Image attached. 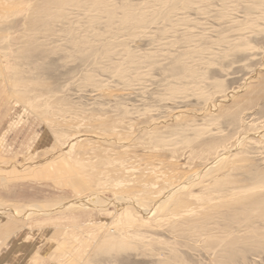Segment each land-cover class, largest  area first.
I'll list each match as a JSON object with an SVG mask.
<instances>
[{
    "label": "rangeland",
    "instance_id": "1",
    "mask_svg": "<svg viewBox=\"0 0 264 264\" xmlns=\"http://www.w3.org/2000/svg\"><path fill=\"white\" fill-rule=\"evenodd\" d=\"M0 210L78 227L33 264H264V0H0Z\"/></svg>",
    "mask_w": 264,
    "mask_h": 264
},
{
    "label": "crops",
    "instance_id": "2",
    "mask_svg": "<svg viewBox=\"0 0 264 264\" xmlns=\"http://www.w3.org/2000/svg\"><path fill=\"white\" fill-rule=\"evenodd\" d=\"M12 198H19V194L14 190ZM23 198L38 202L39 198L47 197L24 195ZM2 215H0V264H33L39 248L44 246L53 232L47 219L44 222L35 219L19 220L10 215ZM3 246L5 247L2 248Z\"/></svg>",
    "mask_w": 264,
    "mask_h": 264
},
{
    "label": "bare ground",
    "instance_id": "3",
    "mask_svg": "<svg viewBox=\"0 0 264 264\" xmlns=\"http://www.w3.org/2000/svg\"><path fill=\"white\" fill-rule=\"evenodd\" d=\"M123 139V138H122ZM53 158V157H52ZM49 160H51V159H49ZM160 162V161H159ZM57 163V162H56ZM139 166V165H138ZM173 172V171H172ZM157 173V172H156ZM192 173V172H191ZM145 174V173H144ZM183 174V173H182ZM190 174V173H189ZM138 175V174H137ZM175 175V174H174ZM180 176H182V175H180ZM134 177V176H133ZM204 177V176H203ZM184 178V177H183ZM40 179H42V180H49V178L48 177H42V178H40ZM75 179V178H74ZM142 179V178H141ZM212 179V178H211ZM144 184V183H143ZM146 184V183H145ZM200 184V183H199ZM176 185V184H175ZM174 186V185H173ZM167 190V189H166ZM128 191V190H127ZM132 191V190H131ZM130 192V191H129ZM180 193V192H179ZM120 194V193H119ZM115 195V194H114ZM162 197V196H161ZM175 199V198H174ZM140 200V199H139ZM152 200V199H151ZM175 201V200H174ZM151 202V201H150ZM178 203V202H177ZM173 207H175V206H173ZM122 212V211H121ZM167 212V211H166ZM0 213L1 214H5L2 210H0ZM195 213V212H194ZM0 214V215H1ZM13 214H15V213H13ZM45 215H49L50 213L49 212H46V213H44ZM181 215V214H180ZM3 216V215H2ZM128 217V216H127ZM21 219H23V220H27L25 217H22ZM127 220H129V219H127ZM132 222H133V220H132ZM135 222V221H134ZM53 223H55V222H53ZM50 224H52V223H50ZM128 224V223H127ZM142 227V226H141ZM54 228V229H53ZM51 230H53V232H55V234H61V236H62V244L64 243V240L65 241H67L68 240V246H70V247H77V242H78V239H80V236L78 235V233L77 234H75V233H72V232H75V231H77V228L78 227H72V226H70L69 228H67V229H65V228H55V227H53ZM126 229V228H125ZM78 232V231H77ZM114 232H116V231H114ZM92 238V240L93 241H91V243L89 244L90 246H89V248H91V246H92V244H93V242L95 243V239L93 238V237H91ZM96 238V237H95ZM113 240V239H112ZM61 243V242H60ZM61 244V245H62ZM66 244H67V242H66ZM59 244H57V242H51L50 243V248L52 249V250H55L56 251V246H58ZM126 245V244H125ZM117 246V245H116ZM116 246H114V247H116ZM110 247V246H109ZM64 248H65V246H64ZM88 248V249H89ZM111 248V247H110ZM119 249V248H118ZM120 249H122L121 247H120ZM80 250V249H79ZM79 250L78 249H76L75 251L77 252V253H79ZM68 252V251H67ZM66 252V250L64 249H62V251H61V253H60V255L62 256V257H67V253ZM86 253H87V250L85 251V253L83 254V255H85L86 256ZM75 256H77V254L75 253V255H74V258H73V260L72 261H74V260H76L75 259ZM80 257V255H78V258ZM56 258H58V256L56 257V256H53V260L54 259H56ZM83 260V256H81L79 259H77L74 263L76 264H78V261L79 262H81ZM53 264H58V263H53Z\"/></svg>",
    "mask_w": 264,
    "mask_h": 264
}]
</instances>
